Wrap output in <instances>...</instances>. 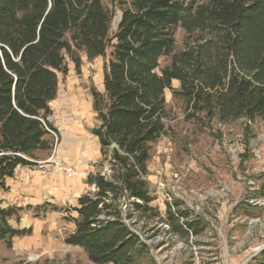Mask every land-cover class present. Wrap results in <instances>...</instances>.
Returning a JSON list of instances; mask_svg holds the SVG:
<instances>
[{"label":"trees","instance_id":"obj_1","mask_svg":"<svg viewBox=\"0 0 264 264\" xmlns=\"http://www.w3.org/2000/svg\"><path fill=\"white\" fill-rule=\"evenodd\" d=\"M0 0V190L21 167H35L54 149L51 103L68 59L77 72L82 55L104 59V93L92 89L100 144L90 190L64 209L75 230L65 238L93 264H135L147 246L135 227L163 222L152 207L149 162L168 135L166 91L184 102L185 120L208 126L239 120L264 123V0ZM117 10L121 17L112 31ZM187 34L177 51L176 34ZM170 58L162 67L161 59ZM180 83L179 89L173 82ZM248 143L246 149H248ZM264 197V183L249 199ZM179 205H177L178 207ZM167 224L201 235V220L173 211ZM22 208L0 204V243L32 229H15ZM183 222V223H182ZM264 264V248L252 259Z\"/></svg>","mask_w":264,"mask_h":264},{"label":"rangeland","instance_id":"obj_2","mask_svg":"<svg viewBox=\"0 0 264 264\" xmlns=\"http://www.w3.org/2000/svg\"><path fill=\"white\" fill-rule=\"evenodd\" d=\"M105 5L113 9V0H105ZM120 17L117 10L113 32ZM186 37L184 30L177 31V51L184 49ZM82 60L77 72L68 59L69 74L61 76L59 94L51 106L50 121L57 129V137L52 134L54 149L38 154L40 162H45L53 154L64 156L67 147L80 146L81 154L75 152L79 161L65 162L75 166L77 173L67 179L50 169L36 167L29 170L32 173L26 170V174L41 178L50 187L45 190L36 181L33 185L39 192L21 201L0 190L1 206L23 209L18 219L10 220L11 225L18 230L32 229L30 235L15 237L11 244L0 243V264H93L83 249L65 243L75 230L67 214L44 207L77 206L79 197L90 190L88 174L97 171L101 158L99 141L92 134L99 125L92 89L104 93L105 62L103 58L89 61L84 54ZM170 62L168 57L160 61L162 67ZM173 87L179 89L180 83L173 82ZM166 100L168 135L152 147L148 177L155 198L152 207L164 223L151 218L147 225L141 220L135 227L147 246L135 264H252L264 248V206L248 207L245 201L264 183V123L252 124L251 130L243 120L225 126L216 122L198 125L185 120L184 102L175 99L170 90L166 91ZM237 134H243L249 145L235 155L230 147ZM18 178L21 182L29 177L21 173ZM169 205H173V211L192 213L190 220H201L205 231L199 236L174 231L167 224Z\"/></svg>","mask_w":264,"mask_h":264},{"label":"crops","instance_id":"obj_3","mask_svg":"<svg viewBox=\"0 0 264 264\" xmlns=\"http://www.w3.org/2000/svg\"><path fill=\"white\" fill-rule=\"evenodd\" d=\"M174 82H177L179 83L178 81H174ZM178 89V87H177ZM56 101V100H55ZM54 101V102H55ZM52 102L50 106H52V104L54 103ZM52 109V108H51ZM78 115V114H77ZM62 134V133H61ZM81 151H82V147L80 146H77V148H68L67 147V151L64 152L65 155H61L60 153H58L56 155V158L62 162H66L67 164L69 163H77L79 160V156L81 154ZM77 156H76V154ZM66 160V161H65ZM37 166L35 167H21L17 170L14 178H11V179H8L7 180V186H8V192H9V195L12 197L11 199L15 200V201H21L23 199L24 196H32V194L36 193V192H39L38 189H36V187L33 185L34 182H38L42 188H49L50 185L48 182H41V178H38V180L35 179V176L31 177L32 175L30 174H26V170H30V169H34L36 168ZM32 173V171H29ZM44 174H46V171H40ZM21 173H23V175H26V177H29V178H25V180H22L21 182H18L19 178H18V175H20ZM17 181H15V180ZM34 180V181H33ZM11 181V182H10ZM35 184V183H34ZM46 190V189H45ZM4 191V190H3ZM20 199V200H19ZM17 206H21V205H17ZM66 216V215H65Z\"/></svg>","mask_w":264,"mask_h":264},{"label":"built area","instance_id":"obj_4","mask_svg":"<svg viewBox=\"0 0 264 264\" xmlns=\"http://www.w3.org/2000/svg\"><path fill=\"white\" fill-rule=\"evenodd\" d=\"M54 136H56L55 132H52ZM57 137V136H56ZM246 148L245 139L243 134H237L234 139L232 140V145L230 147L231 152L235 155L241 153ZM37 167L41 170L43 169H50L51 173L54 174H62L67 179H72L76 173L77 169L73 165H67L66 163L58 160L56 155L53 154L50 159L45 162H38ZM89 176V174H88ZM251 186H255V184H251ZM249 204L253 205L254 207H263L264 206V197L258 199H249ZM262 250V249H261Z\"/></svg>","mask_w":264,"mask_h":264}]
</instances>
